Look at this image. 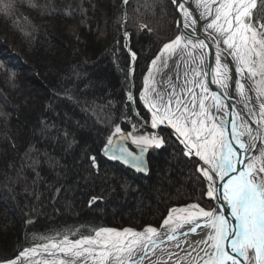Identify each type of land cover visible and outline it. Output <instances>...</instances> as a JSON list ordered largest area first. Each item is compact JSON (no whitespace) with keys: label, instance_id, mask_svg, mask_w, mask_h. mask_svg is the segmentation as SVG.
Here are the masks:
<instances>
[{"label":"trees","instance_id":"obj_1","mask_svg":"<svg viewBox=\"0 0 264 264\" xmlns=\"http://www.w3.org/2000/svg\"><path fill=\"white\" fill-rule=\"evenodd\" d=\"M98 2L17 0L6 14L11 20L0 17L38 72L26 79L0 56V262L57 231L76 239L95 227H158L173 207L209 205L200 195L202 178L173 138L153 148L146 176L103 157L115 126L128 131L138 122L126 99L132 80L137 111L148 118L137 98L142 76L178 29L169 0H129L126 21L122 0L113 6L104 0L107 32L104 43L95 41L100 16L92 6ZM63 12L78 37L58 29ZM129 47L138 55L134 70ZM33 145L39 162L30 166L25 152ZM90 155L97 168L90 167ZM92 196L103 199L90 207Z\"/></svg>","mask_w":264,"mask_h":264},{"label":"snow or ice","instance_id":"obj_2","mask_svg":"<svg viewBox=\"0 0 264 264\" xmlns=\"http://www.w3.org/2000/svg\"><path fill=\"white\" fill-rule=\"evenodd\" d=\"M169 4L178 31L162 43L143 78L139 100L148 118L128 131L115 126L101 153L147 175V151L175 137L202 178L201 197L215 204L173 207L159 228L95 227L76 239L57 231L2 264H264V0ZM213 47L214 63L206 66ZM126 99L136 103L131 91ZM149 123L172 131L167 137L162 130L139 131ZM33 151L39 152L34 145L25 152L30 166L39 162ZM88 159L98 167L96 156ZM102 199L90 197L89 206Z\"/></svg>","mask_w":264,"mask_h":264},{"label":"rangeland","instance_id":"obj_3","mask_svg":"<svg viewBox=\"0 0 264 264\" xmlns=\"http://www.w3.org/2000/svg\"><path fill=\"white\" fill-rule=\"evenodd\" d=\"M16 1L17 0H3V1L0 0V17L7 18V15L6 14L8 13V9H6L5 6L8 5V4H10V3L13 5V4L16 3ZM44 1L47 4L52 3V2L54 4H56V3L60 2V1H64V0H44ZM96 1L98 2V0H96ZM108 1H109L108 2V5H110V6H113L114 3H115L114 2L115 0H108ZM126 5L123 4V2H122V7L124 9V19H125V21H126V19L128 17V14H127V11H126V8H127ZM16 6L17 5L15 4V7ZM104 7H105L104 6V0H101L100 3L98 2V4H96V6L95 5L92 6V10H95L96 13H97V14L95 13L94 16H96V15L100 16V18H99V24L100 25H99V28L97 29V35H96L95 41H98V42L100 41L102 43H104V39H105L106 32H107L106 31V26H105L106 17H105V13H104L105 12V8ZM67 15L68 14H64V12L61 14V17H64V18H62L63 21L60 20V23H57L58 24V29H61L62 34L65 35V36H68V37H78V34H79L80 30L78 29V27L75 24V22H73V21H72L73 23L72 22H69V23L64 22L66 20L65 17H67ZM28 16H29V14H28ZM28 16L26 18H28ZM7 19L8 20H11V15ZM51 22L52 21H50L49 23H51ZM14 23H16V21H14ZM128 52H129V55H130L129 48H128ZM0 56L4 60H7V61L9 60L10 64H12L13 66H15L18 69V75L23 76L24 78L30 79V80H32L34 76H37L38 75V72H36L35 70H33V71L31 70L33 68V65L29 61V58H28L27 54L24 53V50L22 49V46L20 45V43L17 41L16 36L14 34H12L11 32H9L8 30H5L4 27L2 26V19L0 20ZM130 58H131V55H130ZM131 60H132V58H131ZM17 62H22V64H24L23 66H27V69L28 70L26 68L19 69L18 67H20V66H18ZM134 68L135 67H133L132 69L134 70ZM146 74H147V71L142 76L141 90H142L143 78H144V76ZM141 90L137 94L138 100H139V94H140ZM131 92L135 95V87H134V84H133V80L131 81ZM254 95L255 94L253 92V97H254ZM139 102H140V104L143 107V103L140 100H139ZM254 103H255V100H254ZM131 106L133 108H135L136 110H138L136 108V103L134 105H131ZM135 117H136V119H138L137 124L139 125L140 122H141V117H137V116H135ZM161 130L166 131L168 133L171 132V129L164 128L163 126H161ZM139 131L140 132H143L145 134H148V133L153 132V131H158V129L157 130L151 129L150 128V123H149V125L140 127L139 128ZM137 134H139V133H137ZM173 139L179 143V141L176 140L175 137H173ZM180 146L182 148V145H180ZM131 148H132V146H131ZM106 160L109 161L108 159H106ZM121 166H123V165H121ZM1 202L2 201H0V203ZM208 203L213 204V202H208ZM143 227H141V228H143ZM129 228L138 229V228H134L132 226L129 227ZM141 228H139V229H141ZM34 246H36V245H34ZM31 247H33V246H31ZM0 264H2V262H0Z\"/></svg>","mask_w":264,"mask_h":264},{"label":"water","instance_id":"obj_4","mask_svg":"<svg viewBox=\"0 0 264 264\" xmlns=\"http://www.w3.org/2000/svg\"><path fill=\"white\" fill-rule=\"evenodd\" d=\"M130 55H131V52H130ZM131 57H132V55H131ZM210 60H211V53H209L207 63H210ZM207 63H206V64H207ZM135 65H136L135 60H134V61L132 60V62H131V66H132V67H135ZM206 66H207V65H206ZM211 87H212L213 90L219 92V91H218V88H217L215 85H211ZM128 144H129L130 147L132 146V148H135L134 145H130V141L128 142ZM152 150H153V148H150V149L147 151V153L145 154V159H146L147 165L149 164V161H148V160H149V155H150V153H151ZM103 157H105L106 159H108V158H107L106 156H104V155H103ZM108 160H109V159H108ZM109 161H110V162H113V163L121 164V163L118 162V161H113V160H109ZM121 165H123V164H121ZM123 166H124L125 168L131 170L132 172L136 173V174H142V175L146 176V175L143 174V173H138V172H136L134 169H132V168L126 166V165H123ZM148 167H149V166H148ZM147 175H148V174H147ZM212 202H213V204H215L214 201H212ZM229 219H231L230 216H229Z\"/></svg>","mask_w":264,"mask_h":264},{"label":"bare ground","instance_id":"obj_5","mask_svg":"<svg viewBox=\"0 0 264 264\" xmlns=\"http://www.w3.org/2000/svg\"><path fill=\"white\" fill-rule=\"evenodd\" d=\"M201 23H203V21H201ZM129 45H131L130 43H129ZM129 50H130V52H131V55H132V53H135L133 50H131L130 49V47H129ZM214 51H215V49H214V47L213 48H211L210 50H209V53H211V60H210V63H214L213 61H212V54L214 53ZM135 55H136V59H135V61H137V59H138V55L135 53ZM207 63V62H206ZM207 65V64H206ZM133 67L131 66V69H132ZM133 70V69H132ZM210 87H211V85H210ZM212 88V87H211ZM218 91L220 92L221 90L218 88ZM249 95L250 96H252L253 97V93H249ZM237 100H238V97L236 98ZM233 102H235V101H233ZM253 103H254V100H253ZM172 131V130H171ZM183 147V146H182ZM148 166H149V164H148ZM150 169V168H149ZM150 172V171H149ZM136 174V173H135ZM138 175H142V174H138ZM148 175H149V173H148ZM158 228H159V226H158ZM142 229V228H141ZM135 230H140V229H135Z\"/></svg>","mask_w":264,"mask_h":264}]
</instances>
